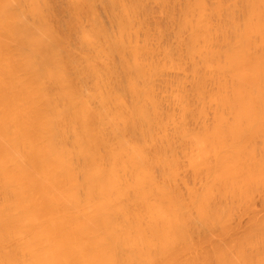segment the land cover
Instances as JSON below:
<instances>
[{
	"label": "bare ground",
	"instance_id": "1",
	"mask_svg": "<svg viewBox=\"0 0 264 264\" xmlns=\"http://www.w3.org/2000/svg\"><path fill=\"white\" fill-rule=\"evenodd\" d=\"M0 264H264V0H0Z\"/></svg>",
	"mask_w": 264,
	"mask_h": 264
}]
</instances>
